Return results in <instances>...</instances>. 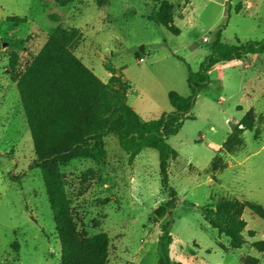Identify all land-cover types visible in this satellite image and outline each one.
<instances>
[{
	"label": "rangeland",
	"instance_id": "rangeland-1",
	"mask_svg": "<svg viewBox=\"0 0 264 264\" xmlns=\"http://www.w3.org/2000/svg\"><path fill=\"white\" fill-rule=\"evenodd\" d=\"M103 1L0 0V264H60L41 171L31 168L32 126L39 114L27 110L21 77L50 85L60 77L53 64L59 68L75 57L107 83L111 65L130 85L128 104L149 121L173 111L169 92L190 94L189 68L199 71L219 30L230 45L264 41V0H168L178 33L149 20L152 0ZM238 3L242 8L236 13ZM15 16L27 22L14 25L9 19ZM208 75L181 129L167 140L178 152L169 162L167 187L155 149L131 158L114 135L105 139L101 162L56 163L79 229L108 240L106 264H156L166 224L173 240L171 264H243L248 256L264 264V252L254 247L264 240V219L246 208L245 243L234 248L202 213L203 206L223 199L264 208V53L221 62ZM251 108L254 129L243 132L235 152H226L224 142ZM216 156L224 168L214 177ZM172 192L177 205L154 218Z\"/></svg>",
	"mask_w": 264,
	"mask_h": 264
},
{
	"label": "trees",
	"instance_id": "trees-1",
	"mask_svg": "<svg viewBox=\"0 0 264 264\" xmlns=\"http://www.w3.org/2000/svg\"><path fill=\"white\" fill-rule=\"evenodd\" d=\"M152 1L154 5L149 20L172 33H178L173 26L172 4L168 0ZM241 8L242 3H238L234 10L239 13ZM229 12L230 6L226 9L228 17ZM9 21L15 25L24 24L27 19L15 16L10 17ZM69 36L65 34L62 38L67 41ZM211 51L198 72L189 68L187 82L190 94L182 96L174 91L169 92L168 99L173 111L149 121H143L128 104L130 85L121 75L116 74L111 65L107 66L112 74L107 83L75 57H70V61L59 68L58 64H53L55 66L52 70L58 72L60 77L50 85L43 86L26 75L20 78L19 89L27 110L39 114L32 126L36 159L31 168L41 171L61 246L60 264H106L108 240L101 235L88 236L79 229L78 215L66 192V178L55 168L56 163L79 158L101 162L106 157L105 139L114 135L120 148L129 153L131 158L145 148L155 149L159 153L162 184L167 187L169 162L178 157V152L167 140L179 132L184 115L192 110L196 96L208 85V71L221 62L264 53V41L230 45L222 41V31L219 30L215 34ZM255 117L254 109L251 108L233 127L223 145L226 152L233 153L242 145V134L254 129ZM223 168L222 159L216 156L211 164L214 177ZM171 195L167 205L159 206L154 211V218L164 217L167 209L177 205L176 193L172 192ZM246 208L264 219V208L261 205L230 199L220 200L215 206H203L202 213L212 228L227 236L234 248H240L245 243L242 233L247 226L243 219ZM168 227L169 224L164 226V232L159 237L156 264H171L169 246L173 240L167 231ZM254 247L264 252V240L256 242ZM243 264H258V261L248 256Z\"/></svg>",
	"mask_w": 264,
	"mask_h": 264
}]
</instances>
